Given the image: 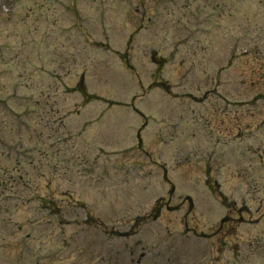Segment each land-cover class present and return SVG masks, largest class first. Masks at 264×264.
Here are the masks:
<instances>
[{"label": "rangeland", "instance_id": "obj_1", "mask_svg": "<svg viewBox=\"0 0 264 264\" xmlns=\"http://www.w3.org/2000/svg\"><path fill=\"white\" fill-rule=\"evenodd\" d=\"M0 181V264H264V0H0Z\"/></svg>", "mask_w": 264, "mask_h": 264}]
</instances>
